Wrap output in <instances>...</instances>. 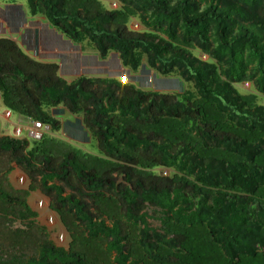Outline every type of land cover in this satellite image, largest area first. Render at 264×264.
<instances>
[{"label": "trees", "instance_id": "1", "mask_svg": "<svg viewBox=\"0 0 264 264\" xmlns=\"http://www.w3.org/2000/svg\"><path fill=\"white\" fill-rule=\"evenodd\" d=\"M17 2L42 20L32 24L42 41L58 34L81 52L91 45L95 56L85 60L95 65L114 55L127 71L145 63L189 89L146 91L86 75L68 82L58 64L24 51L35 50L34 30L21 34L24 47L0 36L4 108L59 132L53 111L63 107L98 150L0 137V157L29 181L24 192L8 191L11 170L0 166V231L11 219L25 226L14 252L0 249V264H264V0H0L11 34L27 19ZM133 19L138 32L128 28ZM245 84L250 91H239ZM35 188L68 247L37 226L26 203ZM29 233L31 254L19 250Z\"/></svg>", "mask_w": 264, "mask_h": 264}, {"label": "rangeland", "instance_id": "2", "mask_svg": "<svg viewBox=\"0 0 264 264\" xmlns=\"http://www.w3.org/2000/svg\"><path fill=\"white\" fill-rule=\"evenodd\" d=\"M17 5L20 6V10H22L27 19H25V24L20 29V33L13 35L8 31L7 25L0 20V36L9 37L16 41L18 37L19 44L21 43L20 37L23 31L26 28H30V24H28V20L30 16H28L27 8L25 2H17ZM14 5V4H13ZM115 4L111 2H107L106 6L110 9H115ZM4 5H0L3 7ZM115 7V8H114ZM19 8V7H18ZM32 20V19H30ZM128 28L133 32H138L141 30V26L137 23L136 19H133L128 24ZM19 35V36H17ZM30 36H33L30 35ZM63 39V38H62ZM31 40V39H30ZM51 45L55 47L53 51H45L37 50L34 53L30 52L29 54L35 58L40 59H56L61 62L62 65V74H65L66 77H73L79 75L86 76H100V77H110L116 78L120 82L134 84L138 88H142L146 91H157L161 93H170V94H181L185 90L189 89V86L186 85L182 80L177 77H169L162 78L156 75L153 71L149 70L145 63H143L141 69L137 73H133L125 70L121 67L117 57L114 55H110V58H107L108 62H104L102 64L92 63L91 59L87 58L85 60L86 55H94L95 53L91 49V45L83 44L84 53L78 50L77 47H74L71 43L62 40V42L55 38L51 39ZM59 45V46H57ZM34 48L36 44H33ZM29 55V56H30ZM199 55V54H197ZM30 56V57H31ZM203 60H206V57H201ZM91 60V61H90ZM100 60V59H97ZM239 91L248 92L250 91V86L247 84L238 86ZM9 112L4 108L3 104H0V137L2 136H13L17 138H27V130L26 128L30 125V123L24 119L21 122H17V117L12 112L10 119L5 118L4 112ZM54 117L57 118L62 126V129L59 132H53L49 128L43 134V138L39 140L41 144L46 148H50L49 145L58 151H64L67 147L72 149L81 150L85 154L95 155L98 153L96 149V145L93 141H91L89 135L82 128L81 119L73 117L68 113V111L59 107L53 111ZM8 119V120H7ZM18 124H17V123ZM25 122H27L25 124ZM29 123V124H28ZM15 124V125H14ZM21 129L19 135H15L14 129ZM3 165V169H10L6 180L11 189L8 191H17L24 192L29 187L28 179L23 175V173L14 166L13 163L7 162L4 158L0 157V166ZM98 171H104V167ZM103 167V168H102ZM157 174L168 176V171L157 170ZM22 178L23 181L20 182L19 179ZM26 203L28 206L37 214V218L35 222L39 228H43L44 232L47 234L48 238L57 246L68 247L70 243V237L65 226L61 223L59 217L53 213L48 207V200L43 197V195L38 191V189H33L31 193L26 197ZM41 203V205H39ZM7 209V207H6ZM5 209V210H6ZM147 213L151 216V219L148 221L151 228L158 229L160 227L158 218L159 216L156 213H152V210L148 209ZM51 220V223L48 221ZM3 220H1L2 222ZM25 226H23L19 221H15L11 219V222L8 226H5L6 231H0V249L5 254H10V252H14L15 248L18 246V240L14 237L15 230H23ZM4 229V228H3ZM34 238V234L25 235L24 238L20 242V252H25L28 254L33 253L32 241ZM59 238H62V241H58ZM35 239H38V235L35 236ZM77 249H80V244L76 245ZM31 249V250H30Z\"/></svg>", "mask_w": 264, "mask_h": 264}, {"label": "crops", "instance_id": "3", "mask_svg": "<svg viewBox=\"0 0 264 264\" xmlns=\"http://www.w3.org/2000/svg\"><path fill=\"white\" fill-rule=\"evenodd\" d=\"M2 8V7H1ZM38 21H41L42 22V20L41 19H33V20H28L27 22H28V24H30V28H26V30L27 29H31V30H34L35 32H36V39H35V44H36V47H35V50L33 49V50H31V51H28V50H26V49H24V51L27 53V54H29L30 52H35V51H39V50H42L43 52H45V51H53V49H55V47L54 46H52L51 44V42H50V40L51 39H45L44 38V41H42L41 39V36H40V33H39V28L38 27H35V26H33L32 24H35V23H37ZM32 27V28H31ZM18 33H20V30H19V32H17V33H15V34H13V35H16V34H18ZM23 33V32H22ZM17 36H19V35H17ZM55 37L56 38H59L58 37V34H55ZM13 40V39H12ZM61 42H62V38H60L59 39ZM13 41H15V40H13ZM15 42H17V43H19L18 42V37H17V39H16V41ZM31 44L33 45L34 43L33 42H31ZM20 45L22 46V47H24L23 46V44L22 43H20ZM57 46H59V45H57ZM37 49V50H36ZM82 53H84V50L82 51ZM35 54V53H34ZM30 55V54H29ZM31 56V55H30ZM95 56V54L94 55H86L85 54V56H83V57H94ZM32 58H34V59H36V60H38V61H41V62H45V63H56V64H58L59 65V67H60V71H59V75L62 77V78H64L65 80H67L68 82H70L71 80H73L74 78H77L78 76H74L73 75V77H66V75L65 74H62V65H61V62L60 61H57L56 59H40V58H35V57H33V56H31ZM80 76V75H79ZM89 77H98V76H96V75H92V76H89ZM2 102H1V100H0V104H1ZM6 109V108H5ZM6 114H9V116H6ZM4 116H5V118L4 119H6V118H8V119H10V117H11V114L9 113V112H4ZM16 117H17V122H21L22 121V119H24L25 121L27 120L29 123H30V121L28 120V119H26V118H23V117H20V116H18V115H16ZM7 119V120H8ZM16 122V123H17ZM27 122H25V124H26ZM28 123V124H29ZM18 124V123H17ZM15 125V124H14ZM29 127V126H28ZM28 127L26 128V130L28 129ZM17 130H19V131H21V129H19V128H16V129H14L13 131L15 132V131H17Z\"/></svg>", "mask_w": 264, "mask_h": 264}, {"label": "built area", "instance_id": "4", "mask_svg": "<svg viewBox=\"0 0 264 264\" xmlns=\"http://www.w3.org/2000/svg\"><path fill=\"white\" fill-rule=\"evenodd\" d=\"M6 116H9V114H6ZM47 130V127L43 126L40 122H31L28 129L27 134L30 140L39 141L41 140L43 134ZM20 131H15V135H19ZM20 182L23 181L22 178L19 179ZM41 205V203H39ZM51 223V220L48 221ZM58 241H62V238H59Z\"/></svg>", "mask_w": 264, "mask_h": 264}]
</instances>
